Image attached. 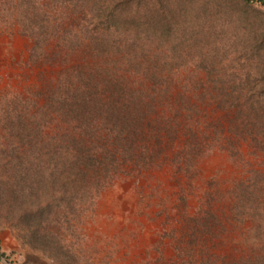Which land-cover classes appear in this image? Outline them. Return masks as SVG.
<instances>
[{"label":"rangeland","instance_id":"obj_1","mask_svg":"<svg viewBox=\"0 0 264 264\" xmlns=\"http://www.w3.org/2000/svg\"><path fill=\"white\" fill-rule=\"evenodd\" d=\"M0 264H264V6L0 0Z\"/></svg>","mask_w":264,"mask_h":264},{"label":"trees","instance_id":"obj_2","mask_svg":"<svg viewBox=\"0 0 264 264\" xmlns=\"http://www.w3.org/2000/svg\"><path fill=\"white\" fill-rule=\"evenodd\" d=\"M243 2L246 5H251L253 3H258L261 6H264V0H243ZM34 52H35V50H34ZM35 55H37V49H36ZM122 61H124V63L128 64L132 68V70H134L137 74H140L141 76H144V78H145L144 80L145 81H141L140 82L141 85H142V82L144 84V82L150 81V80L154 81L155 84L158 82V79H157L158 74H155V73L151 74V71L146 67V65H144V63H142V61L140 62V59H136V57H131V58L126 57L123 60H120L119 62H122ZM39 158L41 160L44 159V157L42 155ZM65 158H66V160H68L69 157L66 156ZM37 160H39V159H37L36 155H34L33 161L35 162ZM67 162L69 163L68 167H64L63 171L59 172L61 170L57 169L58 167L56 166L55 169L52 171L53 174L57 173L56 170H58L60 178H63L64 180L68 181V180H72L73 179L77 183L76 178L79 177V179H80L79 181L80 182L83 180V182H86L88 185H92L91 182H92V177L93 176H92V174L90 175L92 169L87 166V163H83L82 164L83 167H81V165H79L77 167V169H76V167H75L76 164H74V162H71V161H67ZM93 171L94 170H92V173H93ZM101 186L103 187L102 184H101ZM36 206H37L36 207L37 212L40 213V211L44 212L45 207L48 206V204H46L44 202H39Z\"/></svg>","mask_w":264,"mask_h":264}]
</instances>
